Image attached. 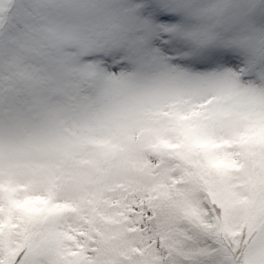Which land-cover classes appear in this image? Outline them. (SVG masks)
<instances>
[{"label":"snow or ice","instance_id":"1","mask_svg":"<svg viewBox=\"0 0 264 264\" xmlns=\"http://www.w3.org/2000/svg\"><path fill=\"white\" fill-rule=\"evenodd\" d=\"M0 264H264V0H0Z\"/></svg>","mask_w":264,"mask_h":264}]
</instances>
